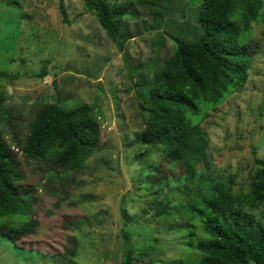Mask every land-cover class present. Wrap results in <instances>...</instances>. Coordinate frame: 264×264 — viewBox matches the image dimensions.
<instances>
[{
    "label": "rangeland",
    "instance_id": "obj_1",
    "mask_svg": "<svg viewBox=\"0 0 264 264\" xmlns=\"http://www.w3.org/2000/svg\"><path fill=\"white\" fill-rule=\"evenodd\" d=\"M109 2L130 6L123 50L84 0H0V71L11 76L0 78L1 129L39 223L15 244L0 238V264H127L129 254L132 264H194L200 254L188 234H206L189 220L190 207L217 182L248 192L264 163V17L252 26L246 85L216 108L200 106L194 158L169 164L161 146L138 141L149 117L144 97L176 40L192 38L203 1ZM46 104L93 106L100 143L84 168L64 171L22 154Z\"/></svg>",
    "mask_w": 264,
    "mask_h": 264
},
{
    "label": "trees",
    "instance_id": "obj_2",
    "mask_svg": "<svg viewBox=\"0 0 264 264\" xmlns=\"http://www.w3.org/2000/svg\"><path fill=\"white\" fill-rule=\"evenodd\" d=\"M84 1L109 39L123 50L131 38L125 26L130 6L109 0ZM202 1L192 38L176 40V50L144 97L149 117L138 141L161 146L169 164L194 158L203 137L194 122L200 106L216 108L246 85L256 53L252 26L264 17V0ZM60 9L66 20L63 1ZM0 78L11 76L0 71ZM1 118L0 238L15 244L35 234L39 223L30 217L35 198L20 185L24 177L3 139ZM100 133L93 106L66 109L46 104L37 110L21 151L27 160L76 171L99 148ZM258 163L260 169L248 192H235L231 184L217 182L190 207L189 220H200L206 234L199 237L194 228L188 234V247L200 254L194 264H264V163ZM66 254L75 257L76 248ZM127 264H132L130 254Z\"/></svg>",
    "mask_w": 264,
    "mask_h": 264
},
{
    "label": "water",
    "instance_id": "obj_3",
    "mask_svg": "<svg viewBox=\"0 0 264 264\" xmlns=\"http://www.w3.org/2000/svg\"><path fill=\"white\" fill-rule=\"evenodd\" d=\"M56 85V84H55Z\"/></svg>",
    "mask_w": 264,
    "mask_h": 264
}]
</instances>
